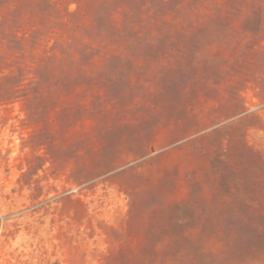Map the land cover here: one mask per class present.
Here are the masks:
<instances>
[{
    "label": "rangeland",
    "instance_id": "374dc122",
    "mask_svg": "<svg viewBox=\"0 0 264 264\" xmlns=\"http://www.w3.org/2000/svg\"><path fill=\"white\" fill-rule=\"evenodd\" d=\"M0 264H264V0H0Z\"/></svg>",
    "mask_w": 264,
    "mask_h": 264
}]
</instances>
